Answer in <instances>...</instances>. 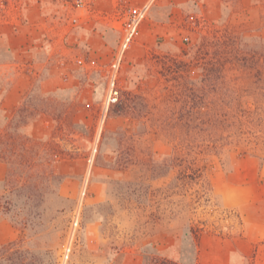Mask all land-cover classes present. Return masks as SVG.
Returning a JSON list of instances; mask_svg holds the SVG:
<instances>
[{"label":"rangeland","instance_id":"374dc122","mask_svg":"<svg viewBox=\"0 0 264 264\" xmlns=\"http://www.w3.org/2000/svg\"><path fill=\"white\" fill-rule=\"evenodd\" d=\"M185 1L0 0V64L32 70L33 101L65 110L67 153L52 164L60 187L41 180L28 199L0 182L1 243L22 239L35 264H58L79 211L66 264H113L133 248L142 264L156 253L193 264L190 229L201 230L196 264H247L253 252L264 264V0ZM144 2L118 76L127 108L109 112L111 25ZM207 36L226 42L204 47ZM46 117L35 137L56 126ZM177 154L202 181L175 160L162 168Z\"/></svg>","mask_w":264,"mask_h":264},{"label":"trees","instance_id":"16d2710c","mask_svg":"<svg viewBox=\"0 0 264 264\" xmlns=\"http://www.w3.org/2000/svg\"><path fill=\"white\" fill-rule=\"evenodd\" d=\"M226 37L209 36L203 38V46L207 47L211 44L221 45L225 44ZM214 64L208 65H220V60L216 59ZM33 90L31 89L23 98L20 105L10 113L1 116L0 115V162L6 164L7 171L3 179L4 187L9 192H27L28 199H31V193L38 188L41 180H45L49 183L55 184L60 187L62 183V177L56 175L52 170V164L57 160L67 155L66 151L58 144L56 133L63 131L61 120L65 114V110L58 107V103L54 100L47 98H39L33 101ZM40 93V92H39ZM42 95V93H40ZM127 108V105L123 101H118L112 105L109 112L120 113L123 109ZM50 117L56 126L52 131L40 138L35 137L29 131V126L43 117ZM46 117L51 128L52 121ZM187 157L176 155V157H168L162 160V168L169 166L171 162L178 161L185 164L187 170L192 172V177L184 174L182 178L193 180L197 179L202 181V175L199 170L191 168V163L188 162ZM45 165V168H42ZM194 165V163H193ZM181 166V164L179 165ZM125 167V166H123ZM186 182H183L185 184ZM209 187V186H207ZM207 192L210 189H207ZM206 193H204L205 195ZM207 201V200H206ZM10 202L3 200L0 196V210H9ZM13 223V222H12ZM26 224L25 222L23 223ZM16 227L15 223H13ZM201 230L190 229V235L194 247V253L192 257V263L197 262V239ZM253 254L248 257L247 264H254ZM36 256L24 246L22 239H14L6 243L0 242V264H35ZM147 264H180L173 259L156 253L152 256Z\"/></svg>","mask_w":264,"mask_h":264},{"label":"built area","instance_id":"2783aa9c","mask_svg":"<svg viewBox=\"0 0 264 264\" xmlns=\"http://www.w3.org/2000/svg\"><path fill=\"white\" fill-rule=\"evenodd\" d=\"M78 7H83L82 0H79ZM150 8V2H144L137 6L127 8L117 20L113 22L111 27L120 34V43L118 49L112 56L109 64L108 78H107V105H114L119 101V86L118 76L123 62V55L125 50L134 41L135 34L140 22L145 18ZM74 22L76 20H73ZM81 64V61L78 62ZM80 214L75 211L70 219L69 228L67 232V240L61 247L58 264H66L74 251V244L76 237L80 232Z\"/></svg>","mask_w":264,"mask_h":264},{"label":"crops","instance_id":"0c3cea01","mask_svg":"<svg viewBox=\"0 0 264 264\" xmlns=\"http://www.w3.org/2000/svg\"><path fill=\"white\" fill-rule=\"evenodd\" d=\"M186 2L185 0H180V3ZM32 70L24 69V67L10 68L8 64H0V115H6L17 108L22 102L24 96L32 89L31 85V74ZM33 122L29 126V131L33 134L32 128L35 123ZM48 124V122H43ZM49 125V124H48ZM49 129V126L48 128ZM48 132H44L42 136L47 135ZM34 135V134H33ZM7 171L6 164L0 162V182L3 181ZM62 184V183H61ZM11 240H13L11 238ZM9 240V241H11ZM87 263V262H86ZM113 264H142L141 256L133 248L130 250L120 251L119 254L112 260ZM93 263V260L90 261Z\"/></svg>","mask_w":264,"mask_h":264}]
</instances>
